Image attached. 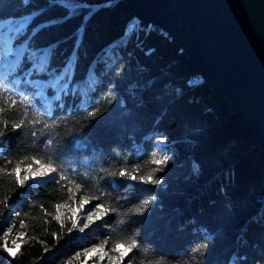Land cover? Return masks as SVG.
Instances as JSON below:
<instances>
[{
	"label": "trees",
	"instance_id": "1",
	"mask_svg": "<svg viewBox=\"0 0 264 264\" xmlns=\"http://www.w3.org/2000/svg\"><path fill=\"white\" fill-rule=\"evenodd\" d=\"M14 22L25 49L14 75L0 70V264H91L87 249L107 241L115 257L132 239L123 264H264V147L175 41L126 0H0ZM34 160L56 177L13 171ZM135 164L157 182L106 173ZM77 192L115 211L73 228Z\"/></svg>",
	"mask_w": 264,
	"mask_h": 264
},
{
	"label": "water",
	"instance_id": "2",
	"mask_svg": "<svg viewBox=\"0 0 264 264\" xmlns=\"http://www.w3.org/2000/svg\"><path fill=\"white\" fill-rule=\"evenodd\" d=\"M126 2L181 47L264 147V0Z\"/></svg>",
	"mask_w": 264,
	"mask_h": 264
},
{
	"label": "rangeland",
	"instance_id": "3",
	"mask_svg": "<svg viewBox=\"0 0 264 264\" xmlns=\"http://www.w3.org/2000/svg\"><path fill=\"white\" fill-rule=\"evenodd\" d=\"M17 25H18L17 22H14L10 28L6 29L4 27V23L3 24L0 23V70L2 72H6L9 74L13 73V75L15 74L14 69H15L16 65L18 64V62L21 59H23L24 49H25V42L13 45L14 34L21 27L24 26V25H21V26L17 27ZM115 45L116 44L111 43L110 45H108L106 47V49L111 51L113 49V47H115ZM42 63H43V55L39 52L35 55V59L32 62L31 66H37V69L40 70ZM51 81H53V79L45 81V80L36 78L32 81V83L37 84L41 88L40 91H44L43 85L46 87V85H48V83H50ZM37 161H39V160H34L27 167L20 168V172L24 175V178L30 182L31 186L43 183L49 179H53L56 177V172H53V173L52 172H46L43 175L31 174L29 172V169H31L33 173H38L41 165H46L41 161H39V163H37ZM74 198H75V200H73V202L71 203L70 208H77L78 205L80 204V202L85 197H80L79 192H77L74 194ZM89 199H90L89 204L86 205L84 208L79 209L76 218H77V221L84 219L86 221V223L88 224V226L93 227L100 220H93L92 222H89L87 220V215H88L89 210L90 209L94 210L93 206H92L94 203V200L91 198H89ZM23 239H24L23 237H17L14 239V241L18 243V242H21ZM95 247H99V246L91 247L85 251L87 259L95 258L91 264H113V260L110 259V257L114 258L113 254L107 250H105V251L108 253V255L104 256L103 258L99 254L91 255V256L87 254L90 249L95 248ZM10 248H12V247H10ZM12 249H14L16 251V248H12Z\"/></svg>",
	"mask_w": 264,
	"mask_h": 264
},
{
	"label": "snow or ice",
	"instance_id": "4",
	"mask_svg": "<svg viewBox=\"0 0 264 264\" xmlns=\"http://www.w3.org/2000/svg\"><path fill=\"white\" fill-rule=\"evenodd\" d=\"M17 79H19V78H17ZM21 102L26 106H28L30 104L29 99L26 97H23V96H21ZM88 115L94 116V115H96V112H90ZM35 122L36 121H33V123H35ZM14 126L20 127L19 124H16ZM51 126H54V125H51ZM153 160L156 163L163 164L166 160V157L153 156ZM37 163H39V161H37ZM140 169H141L140 164H135L131 167L126 165V166L120 167L116 171H111L108 169V170H106V173H107V175H110V176H121V177L127 178L128 180H131V181L144 180V181L148 182L150 180V182H152V183L157 182L154 178L155 177L154 172L151 171L147 175H139ZM13 171L19 172L20 169L16 168ZM56 171H57V169L52 167L50 164L49 165H41L38 173H33L32 170L29 169V172L31 174H39V175H43L46 172H52L53 173ZM60 179L61 180H67L68 178L61 175ZM73 183H74V181H73ZM75 186H76V188L80 187L79 184H76ZM93 199L100 200V196H96ZM89 202H90V199L88 197H85L80 202V204L78 205L77 208H70L69 209V211L71 212V215L68 216V219L72 220V227L73 228L77 227V225H78V221L76 219H74V217L77 216L79 209L84 208L86 205L89 204ZM149 203H150L149 201H144L140 206L135 208V212L136 213H142V212L146 211V209L149 206ZM62 207H64V206L61 204L56 205L57 215L55 217V219L57 221H60L61 223H63V221H62V217H61L59 210ZM93 209L94 210L90 209L88 212V215H87V220L89 222H92L93 220H101L104 217H106L107 215H109L110 212L115 211V207H106L103 203H98V204L93 205ZM84 227L85 228L88 227V224H84ZM106 243H107V241L102 243L99 247H95V248L90 249L87 254L90 256L99 254L103 258L104 256L108 255V253L104 249V244H106ZM136 247H137V245L135 243V239H132L131 242L127 243L126 245L121 244V243H117L114 246V248L112 249V251L117 253V255L114 258L110 257V259L113 260V264H123L125 259L130 255L132 250L135 249ZM7 251L10 254H13V255L15 254V250L12 248L7 249Z\"/></svg>",
	"mask_w": 264,
	"mask_h": 264
},
{
	"label": "bare ground",
	"instance_id": "5",
	"mask_svg": "<svg viewBox=\"0 0 264 264\" xmlns=\"http://www.w3.org/2000/svg\"><path fill=\"white\" fill-rule=\"evenodd\" d=\"M137 18V17H136ZM141 20V19H140ZM144 21V20H143ZM147 23H149V22H147ZM151 24V23H150Z\"/></svg>",
	"mask_w": 264,
	"mask_h": 264
}]
</instances>
